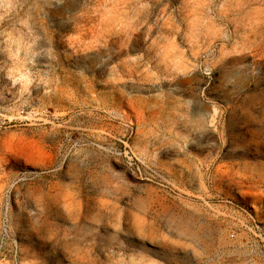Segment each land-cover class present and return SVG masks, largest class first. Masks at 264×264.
Here are the masks:
<instances>
[{"label":"rangeland","instance_id":"obj_1","mask_svg":"<svg viewBox=\"0 0 264 264\" xmlns=\"http://www.w3.org/2000/svg\"><path fill=\"white\" fill-rule=\"evenodd\" d=\"M0 264H264V0H0Z\"/></svg>","mask_w":264,"mask_h":264}]
</instances>
